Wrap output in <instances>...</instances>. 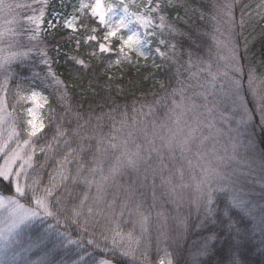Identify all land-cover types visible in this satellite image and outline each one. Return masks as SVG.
I'll list each match as a JSON object with an SVG mask.
<instances>
[{"label":"snow or ice","instance_id":"snow-or-ice-1","mask_svg":"<svg viewBox=\"0 0 264 264\" xmlns=\"http://www.w3.org/2000/svg\"><path fill=\"white\" fill-rule=\"evenodd\" d=\"M47 3L0 0V251L5 256L0 264H17L18 256L25 257L19 264H52L49 254L57 249L73 250L72 246L83 252L76 253L78 260L72 264H90L85 259L88 247L108 257L91 264H120L121 257L126 264H149L154 218L156 250L158 254L163 251L156 264H202L198 257L220 239L218 228H225L232 237L228 264H243L238 240L248 227L234 212L252 220L264 235V204H256L253 198L259 183L260 199L264 200V147L257 151L253 139L257 126L264 133V93L251 68L248 89L243 88L238 46L229 48L234 78L227 91L223 84L218 89L217 82L228 73L219 71L211 48L206 59H194L192 47H198V37L188 33V79L203 77L199 93L189 95L190 85L179 78L182 74L177 68V86L171 85V76L158 81L164 95L153 91L152 103L137 107L134 100L129 109L127 103L112 101L107 112L99 105L97 115L96 90L89 78L82 94L91 91L92 102L87 109L79 105L73 110L70 88L83 84L93 61L104 65L107 57H116L101 69L111 89L113 67L122 78L125 65L148 67L151 57L152 66L159 69L157 57L171 66L178 64L183 53L177 52L175 43L156 39L166 27L170 33L176 31L160 14V0H78L71 13L47 21L45 29ZM133 7L135 11L130 10ZM213 7L221 8L234 22L233 4ZM257 8L264 19V0ZM22 9L31 14L17 19L13 13ZM244 15L242 12L241 29ZM60 27L67 31L66 40L72 46L65 56L78 74L76 84L57 74L48 49L40 46L43 33ZM25 34L27 44L21 43ZM211 38L216 47H227L215 35ZM153 41L157 44L154 51L150 48ZM221 96L231 98L234 112L220 118L235 125L228 127L223 148L211 135L214 131L223 135L216 127ZM161 107L165 109L162 119L156 117ZM105 120L110 122L107 132ZM149 189L151 204L145 195ZM126 215L133 218L128 231L121 226L128 222ZM72 226L74 231L69 230ZM193 230L210 234L201 238L195 252L186 254L180 240ZM30 252L43 255L32 261L26 258Z\"/></svg>","mask_w":264,"mask_h":264},{"label":"trees","instance_id":"trees-1","mask_svg":"<svg viewBox=\"0 0 264 264\" xmlns=\"http://www.w3.org/2000/svg\"><path fill=\"white\" fill-rule=\"evenodd\" d=\"M139 1L141 2V0ZM229 1L234 5V19L236 20L237 18H235V16L238 15L236 12L239 5H242L243 9H247L252 6L255 1L259 0H242L239 2H233V0H173L171 4L168 3V0H160L162 5V11L160 14L165 16L166 25L171 26L176 31L170 33L166 27L163 30V35L157 36L156 39H165L169 43L176 44L177 52L183 53L178 61V64L170 66L169 64L162 62L160 58L157 57L156 64L161 65L160 68L157 69L152 66V58L150 57L147 61L149 65L148 67L125 65L122 78L120 70L113 67L111 69V73L114 74V79L111 81L112 87L109 89L107 74H102L101 69L107 64L108 60H114L116 57L114 55L107 57L104 61V65L99 64L97 61H93V67L88 76L85 77L83 84L70 88V103L73 110H76L79 105H83V107L87 109L89 104L92 102L90 98L93 96V93L91 91L88 92L87 95L82 94V89L88 87L89 78L92 79L93 87L96 90L94 98L95 105L97 106V115L101 111L99 105H104L102 110L107 112L109 107L113 106L111 103L112 101L121 105L127 103L129 105V109H131L134 100L137 101V107L140 103H152L155 99L152 95L153 91H155L157 96L162 97L164 95V92L159 88L158 81H161L162 79L166 80L169 76H171V85L173 87L177 86V68H179V71L182 74L179 78L183 79L186 84L190 85L188 91H190L192 87H198L200 81L203 83V77H201L199 81L195 78L190 80L188 79L186 61L187 50L190 47V42L187 39V34L192 33L198 37V47H192V51L194 53L193 58L196 59L200 56L207 58L208 49L213 45L211 37L216 33V25H224L226 20L224 11L219 7L214 8L213 5L220 6ZM74 4H78V0H48L44 24L42 27L46 29L47 27L45 26L47 21L55 20L58 16L62 17L71 13ZM131 10L135 11L134 8ZM24 13L30 14L31 12L30 10L25 9L22 12V15ZM202 13L203 18L201 15ZM250 15H252V11L246 15L247 18L244 20L245 23L243 29H241L240 25L236 27L234 24L236 28V41H239V44H247V51L244 49V51L238 55L242 57L240 60L242 61L244 71L249 66H254L258 71H260L263 66L261 64H264V19L260 18L256 20L253 17L249 18L248 16ZM213 17H215V19H213ZM155 23H159L158 18ZM239 28L240 31H238ZM203 33H208V35L204 36L202 35ZM27 35L28 34H25L23 39L28 42ZM67 35V31H65L63 27L58 28L55 32L49 30L41 35L42 43L40 46L48 49V55L53 61V68L57 74L60 75L67 83L76 84L78 74L73 71V64L68 61L65 56V53L70 52L72 47L66 40ZM156 47L157 44L153 41L150 48L154 51ZM133 59H135V56H133ZM141 63L143 64L144 61ZM192 71H195V69H192ZM70 75L73 77L71 80H69ZM145 76H149V78L145 80ZM116 85H120V88L118 89ZM168 90L170 91L171 88ZM222 104L230 109L232 106L231 98L225 100ZM53 106L55 107V105ZM58 111L62 112L63 109H58ZM164 111L165 109L161 107L156 113V117L161 119ZM68 118L70 119L71 117ZM104 123V131L107 132L109 130L110 122L105 120ZM71 126H75V121H73ZM139 135H143V133H139ZM253 139L258 150L264 147V145L261 144V140H264V133H261L258 126L255 128V137ZM249 184H251L250 181ZM145 195L147 196L148 203L151 204V190L149 189ZM260 196L261 187L259 183H257L253 190V198L258 205L264 204V200H261ZM165 211H169V209H165ZM234 216L238 219H242V225H246L248 227V231L243 233L238 240L239 259L243 262V264H264V235L261 234L259 228L255 227L254 222L248 217H241L238 211L234 212ZM132 219L133 218H130L127 215L125 216V220L128 222L122 223L121 225L124 231L132 229ZM193 219H195V214H193ZM48 223H52V221L49 220ZM151 228L149 264H156L158 259L163 258V251L158 254L156 250L157 221L155 218L153 219ZM63 230L64 226L62 225L61 231ZM69 230L74 231L75 226H72ZM97 231H99V229H97ZM135 231L136 235L140 234L139 227H137ZM217 231L219 232L220 239L214 241V247L210 246L207 254L198 257L202 264H217L219 261H222L223 264H228L232 237L228 236L225 228H218ZM209 234V231L193 230L186 235H182L180 244L184 247L186 254L195 252L196 249L199 248L200 243L203 242L201 238ZM148 242L149 241L146 237L144 243L147 244ZM169 243L171 244L172 242L169 241ZM85 246L87 247L86 241ZM160 247L163 249L164 245L161 244ZM174 247L175 246L173 245L169 251H172ZM72 249L73 250L57 249L49 254L47 259L52 261V264H72L73 261L78 260V256L76 255L77 252H79L80 255H83V252H80V250L75 248V246H72ZM87 251L89 255L85 257V259L88 260L90 264L92 261H96L101 258H108L99 255L98 250L94 248L88 247ZM33 252H35V250H33ZM42 255V253L37 252L33 254L30 252L27 254L26 258L36 261ZM24 258V256H18L16 258L17 264H19V262ZM119 261L120 264H126V261L122 257L119 258Z\"/></svg>","mask_w":264,"mask_h":264},{"label":"rangeland","instance_id":"rangeland-1","mask_svg":"<svg viewBox=\"0 0 264 264\" xmlns=\"http://www.w3.org/2000/svg\"><path fill=\"white\" fill-rule=\"evenodd\" d=\"M239 1H242V0H233V2H239ZM8 2L31 4L33 2V0H8ZM136 2L140 3L139 0H136ZM260 2H261V0L255 1L254 4L252 6H250V7H248L247 9H243V6L239 5L237 7V12H236L238 15L235 16V18H237V19L236 20L234 19V22L232 20H230V18L228 16H226L225 23L223 22L224 25L223 24L216 25L217 26L216 27V33L214 35L221 42L226 44L227 47L221 46V47L218 48V47L215 46V43L213 41V45L211 47V49H212L211 50L212 57H213L214 61H217V65L216 66L219 68V71H221L222 73H224V72L228 73V75L226 77H223L221 79V81L219 80L217 82V88L218 89H219L220 85L223 84L224 85V90L227 91L228 88H229V80H230V78H234L233 75H232V72L229 69V65L232 63V61L230 59L231 53L229 51V48L233 47V46H238V54L243 52L244 49H245V44L244 43L239 44V41H236V34H235V29L236 28H235V25H236V27L240 25L242 12L245 13L244 20H245V18H247L246 15L250 11H252V15L248 16L249 18L253 17L256 20L260 19L261 18L260 14H259L260 13V9L257 8V5L260 4ZM226 3H230V1L226 2ZM24 10L25 9H22V10H19L17 12H14L13 15H15L17 17V19H19L20 16H22V12ZM240 11H242V12H240ZM8 18H10V17H5V19H8ZM2 24H3V19H0V25H2ZM45 27H47V24H46ZM217 29H219V31H217ZM238 31H240V28L238 29ZM21 43L27 44L28 42L23 39L21 41ZM219 57H225V59L220 60ZM237 63H239L241 66L243 65L241 60H238ZM261 65H263V66L261 67L260 71H258L256 69V67H254V66H249L245 71L243 70V75L240 76L239 79L242 81V85H243V88L245 90L248 89V72H249V69L251 68V69L254 70V75L256 77V82L260 86V92L264 93V83H261V81H264V64H261ZM242 68H243V66H242ZM219 82H220V84H219ZM200 83H201V81H200ZM200 91H201V89L198 86L196 88L192 87V89L190 91H188V92H189V95L192 96V95H195V94L199 93ZM218 99H219V109H218V112L216 114V119L218 121L216 127L220 130V133H223V135H219L215 131L213 133H211V135L215 136V140L213 142L216 143L218 147L223 148L224 145L226 144L227 140H228V135H227L228 127L229 126L234 127L235 125L234 124L233 125H228L227 121L222 120L220 117H221V114H223L224 116L231 117L232 113L234 112L233 111L234 108H233V106H231V108L228 109L225 105L222 104L223 102H225V100L230 99V97L225 98V97L221 96ZM9 100L11 101V91L9 92ZM196 103L202 104L203 101L202 100H197ZM231 105H232V103H231ZM258 119L259 118L257 117V121H258ZM205 135H210V133L205 132ZM254 137H255V135H254ZM139 138L141 140H143V135H139ZM255 146H256V144H255ZM209 147H211V144L209 145ZM256 150L259 151L260 149L258 150V148L256 146ZM42 159L43 158L40 157V160H42ZM0 162H2V159H0ZM37 163H39V160L37 161ZM233 167H238V166L237 165H233ZM4 259H5L4 253H3V251H0V262H2Z\"/></svg>","mask_w":264,"mask_h":264}]
</instances>
